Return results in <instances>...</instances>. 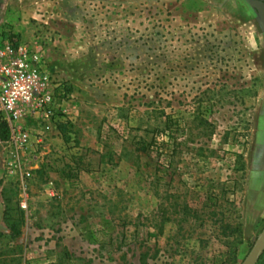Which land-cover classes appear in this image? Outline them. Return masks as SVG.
Returning <instances> with one entry per match:
<instances>
[{"label":"rangeland","instance_id":"rangeland-1","mask_svg":"<svg viewBox=\"0 0 264 264\" xmlns=\"http://www.w3.org/2000/svg\"><path fill=\"white\" fill-rule=\"evenodd\" d=\"M253 1L0 0V39L40 42L73 88L66 137L30 123L27 193L0 173V264L245 262L264 230Z\"/></svg>","mask_w":264,"mask_h":264},{"label":"built area","instance_id":"built-area-1","mask_svg":"<svg viewBox=\"0 0 264 264\" xmlns=\"http://www.w3.org/2000/svg\"><path fill=\"white\" fill-rule=\"evenodd\" d=\"M67 97V86L54 78L40 42L0 39V123L6 120L10 129V138L0 140L9 153L5 174L19 177L25 192L32 172L24 155L35 138L30 123L39 126L38 142L50 133L61 134L59 113H66L62 104Z\"/></svg>","mask_w":264,"mask_h":264},{"label":"water","instance_id":"water-1","mask_svg":"<svg viewBox=\"0 0 264 264\" xmlns=\"http://www.w3.org/2000/svg\"><path fill=\"white\" fill-rule=\"evenodd\" d=\"M253 6L259 13L260 17L264 21V1L263 0H254ZM264 254V230L262 234L257 239L251 253L246 258L243 264H258L262 255Z\"/></svg>","mask_w":264,"mask_h":264},{"label":"trees","instance_id":"trees-1","mask_svg":"<svg viewBox=\"0 0 264 264\" xmlns=\"http://www.w3.org/2000/svg\"><path fill=\"white\" fill-rule=\"evenodd\" d=\"M73 91V88L67 87V92L71 93ZM171 117H168V123L170 121ZM59 130L60 132L66 137L68 133V124H65L64 122H61L59 124ZM10 138V129L8 122L6 120L1 121L0 123V140L1 141H7ZM143 150L147 151L148 148L144 146ZM20 235V232H17L15 236ZM230 258L234 261L237 262L238 260V252L237 249L232 247L229 252Z\"/></svg>","mask_w":264,"mask_h":264},{"label":"crops","instance_id":"crops-1","mask_svg":"<svg viewBox=\"0 0 264 264\" xmlns=\"http://www.w3.org/2000/svg\"><path fill=\"white\" fill-rule=\"evenodd\" d=\"M261 125L264 127V117L261 118ZM9 153L6 150V147L4 146L3 142L0 141V173L5 172V163L8 159ZM25 159V158H24ZM27 167H32L33 164H29L27 160H24L23 162Z\"/></svg>","mask_w":264,"mask_h":264}]
</instances>
